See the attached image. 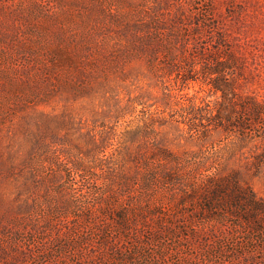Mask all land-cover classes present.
Returning <instances> with one entry per match:
<instances>
[{
	"label": "rangeland",
	"instance_id": "obj_1",
	"mask_svg": "<svg viewBox=\"0 0 264 264\" xmlns=\"http://www.w3.org/2000/svg\"><path fill=\"white\" fill-rule=\"evenodd\" d=\"M247 95L264 0H0V264H201L169 235L200 227L187 189L237 170L264 199V140L206 120ZM224 229L264 258V226Z\"/></svg>",
	"mask_w": 264,
	"mask_h": 264
},
{
	"label": "trees",
	"instance_id": "obj_2",
	"mask_svg": "<svg viewBox=\"0 0 264 264\" xmlns=\"http://www.w3.org/2000/svg\"><path fill=\"white\" fill-rule=\"evenodd\" d=\"M230 63L231 55H228L225 62L209 67L208 74L220 73L221 70L229 68ZM229 84L227 79H223V81L219 78L212 79L213 87L221 91L224 99H229L226 93ZM206 120L209 125L212 123V129L222 128L230 132L241 131V139L254 135L253 137L264 140V98L258 99L247 95L236 101L231 99L229 111L224 113L219 106L214 116ZM194 130L197 131L198 129ZM183 196L185 201L189 199L200 203L190 212L194 219L201 222L200 227L191 229L181 222L182 227H179L180 224L173 225L169 230V235L178 239L179 243L181 240L186 241V247L194 249L196 259L201 264H264V258L255 260L247 253L244 255L238 253L233 245L228 247L225 244L224 228L228 218L246 225L248 233L254 230L259 233L263 230L264 199L254 193L248 177H242L237 170L223 173L214 171L205 175V178L196 187L187 189V193H184ZM185 212L187 211L185 210ZM100 214L106 219L112 218L117 224L116 228L125 226L122 212L114 213L108 209V211L100 212ZM231 223L234 226L238 225L235 222ZM206 224L208 225L206 226ZM106 228L107 225H102L98 229L100 247L106 246L108 241ZM157 230L158 234L164 235L166 233L163 227ZM224 249L229 254V259L223 257Z\"/></svg>",
	"mask_w": 264,
	"mask_h": 264
}]
</instances>
